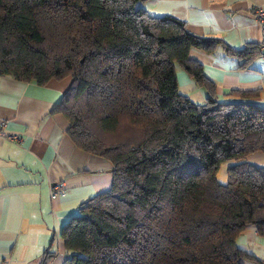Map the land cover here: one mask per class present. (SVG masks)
I'll use <instances>...</instances> for the list:
<instances>
[{"label":"trees","instance_id":"16d2710c","mask_svg":"<svg viewBox=\"0 0 264 264\" xmlns=\"http://www.w3.org/2000/svg\"><path fill=\"white\" fill-rule=\"evenodd\" d=\"M147 0H0V76L71 83L52 112L90 156L112 165L109 190L79 203L60 230L65 264H244L261 261L236 242L254 226L264 237V106L258 90L216 86L191 50L235 58L248 69L260 44L230 49L152 16ZM264 58V57H262ZM203 88L180 94L176 70ZM226 182L218 181L221 163ZM56 257L46 251L40 264Z\"/></svg>","mask_w":264,"mask_h":264},{"label":"crops","instance_id":"0c3cea01","mask_svg":"<svg viewBox=\"0 0 264 264\" xmlns=\"http://www.w3.org/2000/svg\"><path fill=\"white\" fill-rule=\"evenodd\" d=\"M140 7L152 16L183 21L189 32L220 39L233 50L264 44V32L252 14L264 10V0H147ZM189 57L215 83L218 101H240L227 96L232 90H258L247 101L264 106L261 56L248 69H239L235 58L221 53L191 50ZM176 79L179 91L187 89L191 101H205L206 91L183 70H176ZM70 83L69 77L38 85L0 76L1 130L21 137L20 144L0 137V264H40L46 251L56 253L47 264H65L61 228L78 215L79 203L111 187L112 165L76 147L66 133L68 121L52 112ZM246 160L264 168V152ZM60 182L64 191L52 198L51 188ZM236 242L264 264V237L254 226H246ZM244 264L256 263L246 259Z\"/></svg>","mask_w":264,"mask_h":264},{"label":"built area","instance_id":"2783aa9c","mask_svg":"<svg viewBox=\"0 0 264 264\" xmlns=\"http://www.w3.org/2000/svg\"><path fill=\"white\" fill-rule=\"evenodd\" d=\"M254 19H257L262 31L264 32V10L263 9H257L253 13ZM260 52L262 57H264V47L260 48ZM2 123L0 125V137H5L7 140L15 143L20 144L21 143V137L17 134H4L1 130ZM64 191V184L62 182L54 184L51 188L50 195L51 197H56L57 195H60Z\"/></svg>","mask_w":264,"mask_h":264},{"label":"rangeland","instance_id":"374dc122","mask_svg":"<svg viewBox=\"0 0 264 264\" xmlns=\"http://www.w3.org/2000/svg\"><path fill=\"white\" fill-rule=\"evenodd\" d=\"M254 12L255 11H253L252 14ZM255 20L258 21L257 19H255ZM260 47L261 48L264 47V44H260ZM197 89H199V88H197ZM181 90H182L181 91L182 93L180 92V94H183V93H184L183 95H187L188 94L187 89H181ZM194 98L195 97H192V100H195ZM232 164H233V162H224V163H221L220 168H219L218 173H217L218 181H220L221 184H224L226 182V169H227V167H229Z\"/></svg>","mask_w":264,"mask_h":264}]
</instances>
